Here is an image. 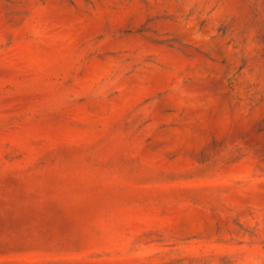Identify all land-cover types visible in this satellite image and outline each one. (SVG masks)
Here are the masks:
<instances>
[{"label":"rangeland","instance_id":"rangeland-1","mask_svg":"<svg viewBox=\"0 0 264 264\" xmlns=\"http://www.w3.org/2000/svg\"><path fill=\"white\" fill-rule=\"evenodd\" d=\"M0 264H264V0H0Z\"/></svg>","mask_w":264,"mask_h":264}]
</instances>
